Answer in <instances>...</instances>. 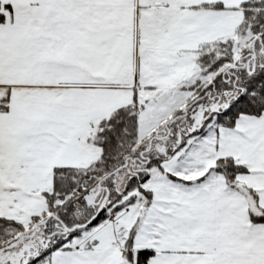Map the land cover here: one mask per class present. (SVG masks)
Returning <instances> with one entry per match:
<instances>
[{
	"label": "snow or ice",
	"instance_id": "obj_1",
	"mask_svg": "<svg viewBox=\"0 0 264 264\" xmlns=\"http://www.w3.org/2000/svg\"><path fill=\"white\" fill-rule=\"evenodd\" d=\"M0 264H264V0H0Z\"/></svg>",
	"mask_w": 264,
	"mask_h": 264
}]
</instances>
